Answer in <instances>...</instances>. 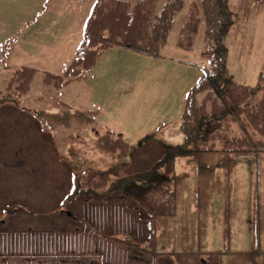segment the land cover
Instances as JSON below:
<instances>
[{
    "label": "rangeland",
    "instance_id": "rangeland-1",
    "mask_svg": "<svg viewBox=\"0 0 264 264\" xmlns=\"http://www.w3.org/2000/svg\"><path fill=\"white\" fill-rule=\"evenodd\" d=\"M45 1L48 6L45 8L46 12L38 17ZM112 1L122 2L121 7L117 9L114 8L115 2L111 5L113 13L124 15L125 10L127 12L128 5L124 3L125 0H110L100 5L98 9L96 8L94 17L98 15L103 5H109ZM131 1L135 3L138 0ZM171 1L174 0H153L150 12L157 10L161 12L165 4ZM93 4L94 0H0V37L5 36L3 29L14 31L16 40L20 39L19 34H26V38L15 45L5 44L0 39V52L7 51L10 60L2 67L4 75L0 74V85L10 81L11 77L7 75L13 74L23 66L37 69L28 102L46 108L56 107V105L62 107L59 111L61 118L57 124L62 121L60 129L63 130V138L58 142V149L64 162L76 172L83 167L104 171L120 161L127 163L123 166L125 174L136 175V173L145 171L146 168H151L162 158L160 156L163 150L161 148L157 150L158 144L169 140L170 142L166 141L168 145L178 146L182 142L179 131H182L188 97L204 76L205 67L203 66L208 63L207 67L211 70L214 56L211 51L220 46L216 41L220 37L215 36L214 44L208 51L209 40L207 43L204 35L205 22L198 20L202 14L197 8L188 24L186 34L180 36L179 31L189 20L193 7L201 4V0H183V6L175 20L177 24L168 35L166 45L159 54L160 57H148L119 46H111L102 49L91 67L80 76L69 78L65 76V73L75 56L67 63L64 61L73 56L76 48L78 49L81 44V26L87 23L92 16ZM239 4L242 8L254 6L251 16L239 29H233L229 36L226 33L228 38L225 44L228 55L226 71L223 75L243 85L236 86L237 88L229 93H224L230 97L226 101L233 102L235 107L234 110H230L232 114L225 117L226 120L228 119L226 126L224 122L221 123L223 128L219 124V132H222V137L229 141L234 139L235 134L242 135L243 132L253 133L255 139L256 137L260 139L259 134L264 132V115L262 114L264 82L261 84L262 91L252 96V88L259 85L255 82L257 76L261 70L264 72V0H231L228 2L229 11L231 6L238 9ZM81 9L83 20L80 22L81 19H79L76 24L78 11ZM142 17L148 16L144 14ZM212 18L209 16V20ZM98 20L101 21L100 16ZM62 21L66 25H63ZM28 23L35 24V26L37 23L41 24L44 32L35 37L32 33H28L30 31ZM118 24L116 22L115 25ZM140 25L141 27L147 25L145 19H140ZM194 28L196 32L190 34L189 30ZM40 39L47 40L42 45H38L37 42ZM189 44L190 47H188ZM43 46L46 49H42ZM35 48L39 51H31ZM17 73L25 76L20 80L18 74L15 77V79L18 77L17 82L14 80L10 83V91H13L16 98L21 99L18 95L26 92L29 80L35 72L17 71ZM47 80L50 81L48 85ZM46 85L51 86L52 89H46ZM0 89V97L5 96V100L12 99L13 94H9L3 88ZM70 89L73 91L72 95H68ZM204 93L198 94V104L208 114L218 112L217 98ZM222 109L224 110L223 107ZM35 120L28 113L23 112L22 105L16 107L13 104H4L0 107V198L6 197L5 189L9 187V192L14 194V200L21 198L22 200L18 202L24 201L27 209L44 210L54 201H63L71 185L68 181L58 179V175L55 178L53 171L54 169L58 171V160L46 150L42 137L49 138V136L38 132L37 120ZM226 127L228 133H225ZM82 130L84 131L81 132ZM101 130L121 133L123 141H117V145L113 141L109 142L110 146H117L116 149L112 148V151L118 152L117 154L111 152L103 154L100 147L95 146L101 144L94 140ZM56 133L60 135L59 131ZM78 135L86 140L73 141ZM149 139L154 142H148ZM263 140L261 144H264ZM243 143H247L250 147L252 141ZM124 144L127 150L122 152ZM227 146L228 151L237 147L229 144ZM255 157V154H248L238 159L234 179L225 183L226 188L220 190V193L214 191L217 185L210 189L200 181L197 182L195 167L193 164H187L184 159L172 162L166 168L160 169L166 176L178 178V192L175 195L177 213L172 217H164L157 223L149 222L151 231L149 240L154 242L159 251H164L166 246L169 249L178 246L183 251L201 249L209 252L229 250L231 253H246L259 250L257 263L260 264L264 255V166L259 168L258 175V163ZM194 164L198 166L196 161ZM233 164L234 162L231 163ZM120 166L117 171L124 174ZM185 174L189 176H184ZM62 177H64V171H62ZM258 181L259 185H257ZM236 186L238 188L235 198L226 201V196L230 194L229 191ZM257 190L260 195L256 192ZM194 195L199 199L198 201L193 198ZM159 200L174 201L168 194L166 197L161 195ZM5 201L12 200L5 198ZM77 201L83 200L78 199ZM2 202L0 200V204ZM117 202L122 206L121 210L118 206H108L109 209L101 210L98 204L96 205L97 210L90 209L92 205L89 210L85 206H78L76 214L80 217L79 220L82 219L79 227L77 222H73L66 215L51 222H32V227L43 232L55 227L71 226L72 228L75 226L79 229H90V232L84 230L89 236H92L91 229H93L108 240L100 243L98 238L94 241L90 239L87 246L89 249L90 246L93 247L95 257L100 256L105 261L115 264H138L137 262L140 261L148 264V258L145 255L131 252L130 255L137 257L136 261L132 256L128 257L130 250L127 246L110 235L113 230V232L120 231L121 233L128 231L132 235L136 231L139 233L136 234L138 239L139 235L142 236V232L136 230L137 227H135L138 225V216L131 210L132 200L127 198L126 202ZM143 203L142 201L141 204ZM63 208L70 210L72 206H63ZM73 209L76 208L73 207ZM112 213L117 220L114 217L109 218V214ZM102 214H104L105 221L97 225L96 222L101 219ZM250 219L255 221V224L260 220L261 228L257 237L252 230ZM23 220L26 221V216L21 213L13 225L27 226V224L22 225ZM154 224L159 231L164 232L156 236ZM75 227L73 229H76ZM132 229L135 230L131 232ZM145 234L143 237H146ZM10 238V236L2 235L1 240ZM127 238H129L128 234ZM12 241L15 242V248L18 251V256L14 259L15 261H12L13 264H40L38 260L33 263L28 259L20 260L22 256L27 257L24 256L27 254L33 256V252L38 251L36 242L41 243L42 239L37 238L35 242L29 237L15 236L12 237ZM105 244L110 253L99 255L96 251ZM28 246L33 247V250H26ZM143 246L144 243H140L138 249L144 248ZM125 252H128L127 255L124 254ZM179 257L181 264H197V260L193 257H185L187 259L184 261L183 255ZM3 258L0 257V264L4 262L7 264L6 260L2 263ZM172 262L174 263L167 256L164 260L157 261L156 259L155 264H172ZM57 263L54 259L46 261V264ZM64 264H98V261L90 258L86 262L71 261ZM221 264H230L229 257L224 256Z\"/></svg>",
    "mask_w": 264,
    "mask_h": 264
},
{
    "label": "trees",
    "instance_id": "trees-1",
    "mask_svg": "<svg viewBox=\"0 0 264 264\" xmlns=\"http://www.w3.org/2000/svg\"><path fill=\"white\" fill-rule=\"evenodd\" d=\"M114 2L115 9L121 7V1H112L109 5H103L98 15L92 18L89 23L90 26L87 31L86 43L83 47L84 54L80 55L79 58V62L82 61L85 68L86 60L91 66L95 55L97 56L102 49L111 46H119L132 49L136 52L155 55L159 48L165 44L172 28L174 14L181 9L182 5L181 1L178 0L176 4L172 5L169 9L167 8L162 16H159L157 11L150 12V7H153L151 0L139 3L135 7L130 6L127 1H124V3L128 5V10L127 12L125 10L124 15H122L121 13H113L114 10L111 5H114ZM228 2L229 0H204L206 17L209 25L207 38L208 40L212 39L215 41V36L219 35L220 37L216 39L220 46L215 47L214 53L212 54L216 57L215 67L217 69V74L206 78L205 81L201 82L200 86L198 85L190 93L186 103V112L182 124V132L185 137L184 143L171 149L170 156L163 161L165 164L170 161V158H186L188 160L191 157H195L196 159L205 157V159H207L209 155L215 153L214 150L218 147L228 149V144L234 146L239 145L237 142L224 139L221 132H219L220 127L223 128V122L226 126L228 119L226 120L225 117L230 116L232 114L230 110L235 109L233 102L226 101V99L229 100L230 97L224 93H229L238 86L228 83L226 77L223 75L227 53L225 46L226 33H229L232 26H234V14L228 9ZM12 13H14V11H12ZM144 14L148 17H142ZM104 15L105 17H101ZM98 16H100L101 21L98 20ZM209 16L213 18L209 20ZM141 18L145 19L147 25L141 27ZM225 20L228 22L225 23ZM116 22L119 23L117 26L115 25ZM100 26L102 27L100 28ZM98 28L99 31H97ZM195 32L196 29L194 28L191 30L190 34H194ZM24 72L27 71H23L22 73ZM24 76L25 75L21 74L18 75L20 80L23 79ZM263 82L264 72L262 71L259 76V85L252 88V96H254L256 92L262 91L261 84ZM203 90L207 91L206 95L215 96L217 98L216 103L218 106L217 109L219 110L218 112L208 114L204 111V108L198 104V94ZM262 114L264 115L263 108ZM219 124L221 125L220 127ZM228 132L226 127L225 133ZM259 135L260 139L256 137V139L254 138L252 140L251 137L247 136L246 140H248V143L252 141L250 147L253 150L263 151L264 144H261V141L264 139V132ZM238 142L240 141L238 140ZM246 144L247 143L240 142L239 148H245ZM123 170L124 174L118 172L115 168L108 172L92 173L87 181H85L88 183L86 188L90 189L85 194L86 198L90 200L91 192L94 196V201H107L110 198L108 196L120 193L123 196L133 198L134 201H143L144 203L142 205L137 203L138 208L153 212L159 210L161 206L151 205V201H160L159 196H166V194H168L171 199L174 198L177 177H175L176 179L164 178L158 175V172L155 170L149 173L127 175L125 174V169ZM109 184L111 185L109 186ZM109 188L111 190L104 193L101 192V190Z\"/></svg>",
    "mask_w": 264,
    "mask_h": 264
},
{
    "label": "crops",
    "instance_id": "crops-1",
    "mask_svg": "<svg viewBox=\"0 0 264 264\" xmlns=\"http://www.w3.org/2000/svg\"><path fill=\"white\" fill-rule=\"evenodd\" d=\"M44 47V46H43ZM45 48V47H44Z\"/></svg>",
    "mask_w": 264,
    "mask_h": 264
}]
</instances>
